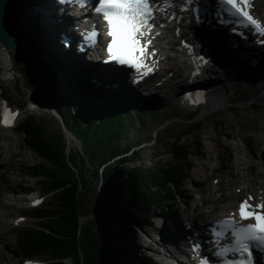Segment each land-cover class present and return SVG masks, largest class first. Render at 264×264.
I'll return each mask as SVG.
<instances>
[{"label":"rangeland","instance_id":"374dc122","mask_svg":"<svg viewBox=\"0 0 264 264\" xmlns=\"http://www.w3.org/2000/svg\"><path fill=\"white\" fill-rule=\"evenodd\" d=\"M260 2L264 13V0H259ZM205 23L207 22L199 23L195 31L198 29V32L203 33L206 37L205 45L200 47L196 44L197 49L200 51L207 48L205 56L212 63L210 64L212 66L207 67L206 78L203 81L200 80L189 84L187 83L188 80L185 81L188 72H185L184 76H176L174 73L176 71L166 70L165 77H173L174 83L178 84L175 92L166 99H162L161 95L159 96L158 94L147 95L148 91L145 90V82L135 88L126 83L129 81H124L127 85L125 86L124 84L121 85V82L118 79L116 80V78L107 79L103 74H96L98 68L96 69L88 63L84 64L87 59L85 55H82L81 60H77L75 58L62 57L61 53L58 52V55L55 53L56 51L47 52L46 46L39 42L36 37L29 41L23 39L22 47L18 46L16 51L11 52L8 63L9 68L2 62L0 57V97L9 100L10 105L20 108L19 126L24 118L30 115L31 117L44 120L48 131L57 130L64 132V135L66 133L61 123L64 118L55 105L56 101H54L55 103L51 102L54 97L46 91L45 86L42 84V69L47 62L56 71V83L61 88L60 94H65L72 103L70 106L78 115H82L85 109L92 104H105L96 98V86H102L104 90L106 87L112 92L115 91V94L111 96L119 105H122V102H127L132 107V109L130 108L131 110L144 112V124H141L139 120L136 121L131 131L128 129L130 133L125 140L131 145L142 141L148 142L146 145L140 144L134 148V150L140 149L139 151L144 161L138 162V164L154 168L166 163H180L182 156L171 151L173 148H177L178 152H181L183 148L190 147L189 157L186 160L190 167H188V178L185 181L184 190H178L175 198H168L164 203H159V206L155 207V216L152 223L133 224L130 218H119L106 211L107 197L104 194L102 182L98 180L92 184L89 191L84 193L85 197L81 214L91 211L92 216H86V218L81 219L83 226L87 223L88 218L105 211L107 220H104V222L114 233L115 239L113 241L116 249L121 248L118 244L120 236L128 238L135 235L139 245L126 250L133 257V264H152L151 261H155L153 257L143 259L144 249H146L144 245L147 242V237L143 234L150 232L152 227L154 229L158 228V222L162 221L161 219L169 217V225L172 226L173 232L175 231L174 234L177 232V234L181 235L179 229L184 232V223L187 215L190 214L192 216L195 213L209 210L211 205L218 207L228 206L234 201L235 197L239 198L237 191L241 189L240 184H243L244 179L241 174L237 175L238 167L235 166L237 155L235 146L237 144L240 146L237 147L238 149L242 148L244 159L254 167L250 170L249 177L255 180L257 184L264 181V46L245 47L240 42L236 44L229 37L226 29L222 30L218 26L211 28L210 24L207 25ZM63 32V28H56V32L53 34V30H51L50 35L52 36L53 34L55 39ZM168 54L174 55V59L170 61L171 68L177 66L182 72L184 67L182 59L176 58L177 54L174 51H168ZM98 70H103V67ZM93 78L98 79L100 83H91ZM159 80L160 78L155 76L147 82L153 83V81L158 82ZM77 81H80L81 86ZM117 82H119V87L121 88L113 87V85H117ZM223 84L227 88L226 101L223 106L209 110H204L203 108V110L199 109L194 112L193 108L182 103L181 97L184 96L182 93H184L186 87H196L195 85L213 87L216 85L219 87ZM84 85L91 86L93 89H88V86ZM135 90L142 92L141 96H134ZM3 98L0 99V102L4 101ZM33 102L36 103L33 104ZM185 102H189L186 95ZM107 103L111 104V101ZM36 105L39 110L34 111L33 107ZM168 117L174 118L167 120ZM162 123H164L163 128L161 127ZM3 131L12 136L9 139V145L12 144L13 149H18L20 156H13V160L10 163L9 161L4 163V158H0V166L2 164L0 174H3L0 177V212L5 214L4 217L0 216V264H25V261H32L31 263L33 264H50L47 261L49 260L48 257L39 255L34 258L40 259L32 260L30 257L21 254L16 246L19 242L17 231L26 226L31 227L34 221H37L30 216L29 218L23 217L24 213L27 214L31 210L28 206L35 198L33 197L35 195L24 194V192L28 189V191L31 192L32 190V193H34L41 189L38 183L40 177L31 176L32 171L30 170V166L37 164L41 159L33 151L29 150L22 134L11 130ZM3 131L0 129V134ZM67 134L68 137L65 135L68 147L66 149L67 153L70 149L73 151L81 148L79 141L72 135V132L68 130ZM176 137H178L179 141L173 144L177 139ZM215 139L218 140L219 144L216 143ZM3 141L4 143L8 142V140ZM197 141H199L200 146ZM205 146L211 147L215 150V153L221 154L222 159H209L208 157L200 156L204 149L207 150ZM155 152L158 155H154ZM10 155L11 152H7L8 158H10ZM206 161L213 167L219 165L222 167L214 173L211 172L209 176L202 177L203 181L201 184L194 185L195 173L201 171L200 165ZM221 162L223 163L221 164ZM219 179L222 180L220 184L218 183L222 188L221 191H216ZM191 187L196 188V190H191ZM99 192L103 195L100 205L97 204L100 200ZM203 192L204 194L198 198V194ZM224 193L228 194L226 198L222 197ZM39 194L42 195V193ZM42 197L46 200L45 204L53 201L50 195H42ZM207 197L220 199L203 204V200ZM182 205L183 208L185 207V212L181 213L179 219H183V223H178V225V220H172L171 217L176 215ZM163 207L165 208L161 209ZM20 216H22L21 219H19ZM114 221L118 223V226L115 225ZM163 228L160 229L163 230ZM165 230L163 235H166L163 236V239L169 240L170 229L167 226ZM182 235L184 236L183 233ZM186 240L187 238H185ZM65 260L66 263L70 264L68 258Z\"/></svg>","mask_w":264,"mask_h":264},{"label":"trees","instance_id":"16d2710c","mask_svg":"<svg viewBox=\"0 0 264 264\" xmlns=\"http://www.w3.org/2000/svg\"><path fill=\"white\" fill-rule=\"evenodd\" d=\"M42 74V84L54 97L51 102L56 101L67 129L81 148L67 153L64 132L48 131L44 120L27 116L20 124L29 148L46 162L30 166L32 175L43 177L39 182L42 191L51 192L55 202L28 212L37 221L34 226L17 231V249L30 258L46 256L50 264H68L67 258L70 264H130L133 258L130 253L115 248L114 233L104 222L107 220L105 211L80 226L84 193L98 180L107 197L106 211L119 218H130L133 224L151 223L155 207L168 198H175L178 190H184L190 147L181 152L171 148V152L182 156L180 163L154 168L138 164L144 162L141 152L132 151L134 144L125 140L136 121L144 124L143 111L131 110L127 102L119 105L110 94L99 89L96 95L105 104H92L78 115L65 94H60L57 74L51 64H44ZM77 82L80 85V81ZM171 118L174 117L167 120ZM178 137L173 144L179 141ZM197 144L200 146L199 141ZM154 155H158L157 152ZM82 215L92 216V212Z\"/></svg>","mask_w":264,"mask_h":264},{"label":"bare ground","instance_id":"6f19581e","mask_svg":"<svg viewBox=\"0 0 264 264\" xmlns=\"http://www.w3.org/2000/svg\"><path fill=\"white\" fill-rule=\"evenodd\" d=\"M175 5H177L176 0H175ZM61 6L62 4H60L58 0H18V4H17L18 18L17 19H18V27L20 29V33H19L20 34V42H19L20 47H22L23 45L22 43V41H24L23 39H27V41H29V40H32V38L36 37L39 42L43 43L46 46L47 52L56 51L55 53H57L58 55L59 53H61L60 55L62 57H66L68 59L75 58L77 60H81L83 53L78 50L79 49L78 43L76 44L75 42V36H73L70 32V31L75 32L76 30L70 29L69 15L66 13L62 15ZM162 12H161L162 19L160 20V22L163 23L164 25L163 27H160V29L157 31V35L156 37H154L153 42L156 44V50L159 51L158 53L160 55V58L163 59L162 63H163V66L165 67L162 66L163 70L161 71L159 70L157 74H155L160 78L158 82L157 81L155 82L153 81V83H148L147 81H144V82H145V90L148 91L147 95L151 96L153 94L154 95L158 94L159 96L161 95L162 99H166L168 96H170L172 93L175 92L178 86L177 83H174L173 77L171 78L165 77V73L167 72L166 70L170 69V70L176 71L174 72L176 76H182V75L184 76L185 72H188V74L185 77V81L188 80L187 83L193 84L200 80L203 81L206 78L205 77V75L207 74L206 70H208L207 67L212 66V65L208 63L202 69L201 74L195 75L193 68L188 63V57L184 55L183 53H180L179 51H177L176 52L177 56L175 57L182 59L183 66H184L183 70L181 72L180 69L177 68V66H175V68L172 67L173 69L171 68L172 65H170V61L174 59L173 58L174 55H171V54L167 55L166 52H168V48H171L173 46L179 47V43L181 42V39L183 38V36H187L189 38V41L193 42L194 44H198L201 47L202 45H205L204 41L206 37L203 35V33L201 34L200 32H198V29L195 31L196 27L199 25V22H196L198 21L196 17L194 15H191L188 17L189 11H181V7L179 5L169 7L166 10H162ZM180 14H184L187 18L185 19V16L179 17ZM210 18H208L207 23H209L211 27L218 26V28H222V30L226 29L227 33H229V37H231L233 41L236 39V41H234L235 43L240 42L245 47H253L256 45L255 44L256 42L253 39H249L247 41L246 40L241 41L242 40L241 38L239 39L237 36L232 35V33L230 32L232 25L224 27L223 25L219 24L218 17L217 18L210 17ZM56 28H63L64 32H67L66 35L68 36L69 39H70V35H72L71 36V46L65 45L64 41L62 40L61 35L57 36V38L54 39L53 34L56 32ZM51 30H53V34H52L53 37L50 35ZM10 55L11 53L2 49L0 45V57L2 59V62L7 66V68H9L8 63L10 61L9 60ZM87 63L95 67L96 69L97 68L100 69L101 67H103V66H100L99 68V65L89 62L88 59H86V62L84 64H87ZM98 69L96 71V74H103L105 75L107 79H114V77L117 76V78L119 79V82H121V85L124 84L125 86H127L125 82L128 81L127 80L128 78H127V75L125 74V70L117 71L116 69L112 68V65L103 67V70H98ZM119 82H117V86L120 85ZM126 83L127 84L129 83L128 85L131 86L130 82H126ZM195 86L197 87L198 85H195ZM117 88H121V87L118 86ZM189 88H194V87L191 86ZM124 89H126V87H124ZM105 90L107 91V93L115 94V91L112 92L108 90L106 87H105ZM184 90L186 91V88ZM226 91H227V88L225 87L224 84L219 87L214 85V87L210 90L208 98L206 99L204 110H209V109H213L219 106H223L226 101L225 100L227 96ZM141 94L142 92H140L139 90L137 91L135 90L133 93V95L137 97L141 96ZM4 103H6L5 100L0 102V107ZM35 103L36 102H33V104ZM37 105L33 107L34 111L39 110ZM191 108H193L192 110H196L194 107H191ZM0 129L2 131L6 130L2 128ZM11 137L12 136L5 131H3L2 134H0V158H4V161H3L4 163H8V161L10 163V161L13 160L12 158L13 156H17V155L20 156L18 149H15V148L13 149L12 144L9 145V142H10L9 139H11ZM69 137H70V134H69ZM3 140H8V142L4 143ZM215 141L217 144H219L217 139H215ZM235 147L237 150V153H236L237 155L235 158V162H236L235 166L238 167L237 175H240V174L242 175L241 177L245 180L243 183L247 186V189H248V194L245 197L247 196L252 197L255 200V202H264V181H261L260 183L257 184L255 180L249 177L248 174L250 170H252L254 167L251 163H249L246 159H244L243 157L244 155L242 156L243 154L242 148H239V149L237 148V147H240L239 144H237ZM206 148L207 150L204 149L203 152L200 153V156L202 155V156L208 157L209 159H214V158H217L219 160L222 159V155L219 153H215V150H213L211 147H206ZM9 151L11 152L10 158H8L7 156V152ZM5 160H7V162H5ZM222 163L223 162H221V164ZM209 164L210 163L207 161L201 163L202 165V166L200 165L201 171H197L195 173L196 179L193 182L194 185L201 184L203 181L202 177L209 176L211 172L214 173L216 170L222 167L221 165L213 167V165H209ZM1 167H2V164L0 168ZM2 176L3 174H0V177ZM220 181L222 180L219 179L217 181V187L219 186ZM221 188L222 186L220 185L217 188V191H221ZM227 196L228 194L226 193L222 195V197H225V198ZM219 199L220 198L212 199L211 197H207L204 199V204L209 203V202H214ZM0 206H1V201H0ZM210 207L211 209L201 211L200 213H195L192 216L190 214L187 215L186 220H185L186 222L184 223V232H182V230L179 229V231H181L180 233L181 235L177 234V232L176 234H174L175 231L173 232V230L170 229V236H169L170 239L165 240L162 237V241H164L163 243L168 244L171 249L175 250V248H178V246L183 244V242H186L192 237H196V234H197V236H199L198 238H201L200 243L205 245V248L213 249L212 246L218 243L210 242L209 240L210 231H207L206 226L209 224H212L220 216L224 214L226 215L229 212V210H231V208L226 207V206L218 207L215 205L213 206L211 205ZM184 208L182 205V207L178 209L176 215L171 217L172 220H178L177 224L183 223V219L181 220L179 219V217H181L182 212L183 213L185 212ZM0 216L4 217L5 214L0 212ZM168 219L170 218L168 217ZM161 220L162 221H159L158 226H157L159 229L158 231L159 236H160V231L162 230L160 228L162 227L167 228L165 224L167 222V219L163 218ZM114 223L115 225L118 226V223H116V221H114ZM188 225L194 226L195 228L197 227V233L194 230L189 229ZM182 233L184 234V236L182 235ZM178 237H179V240H177ZM185 238H187L186 241H185ZM119 239L120 241L118 244L122 248L121 250H124L125 252L127 249H131L139 245L137 243V239L135 238V235L130 236L128 238H126L125 236H120ZM198 242L199 241H197V243Z\"/></svg>","mask_w":264,"mask_h":264},{"label":"snow or ice","instance_id":"6c2138e0","mask_svg":"<svg viewBox=\"0 0 264 264\" xmlns=\"http://www.w3.org/2000/svg\"><path fill=\"white\" fill-rule=\"evenodd\" d=\"M197 2L198 0H180L179 6L181 10L195 12L197 11L195 7L188 6ZM217 5L220 10L242 18L247 26L254 27L258 33L264 35V26H261L248 11L250 6L248 0H217ZM173 6H177L175 0H162L160 8L153 6V0H96L94 11L106 22L107 35L111 37L107 44L110 59L150 71L143 63L150 43L147 36L153 27L149 21L153 18L154 11L166 10ZM14 118L15 114L5 106L3 121L5 126ZM251 200L252 197H249L241 201L238 208L241 220L249 222L241 224L231 217L217 221L219 224L231 226L232 239L224 251L239 254L237 259L227 264H251L250 248L253 245L264 247V202L253 205L250 203ZM217 255H222V252L218 251ZM202 264L207 262L202 261Z\"/></svg>","mask_w":264,"mask_h":264},{"label":"water","instance_id":"95a60500","mask_svg":"<svg viewBox=\"0 0 264 264\" xmlns=\"http://www.w3.org/2000/svg\"><path fill=\"white\" fill-rule=\"evenodd\" d=\"M17 4H18V0H0V45H1L2 49H4L7 52H10V53L16 51L18 46L20 47V43H19L20 42V34H19L20 29L18 27V19H17L18 18ZM211 89H212V86L198 85L197 87H194V88H187L186 87V91H184V92H190L192 94V96L196 97V98L201 97L202 100L199 103L195 104L194 108L196 110H199V109L203 110L204 105L206 103V99L208 98ZM196 105H198V106H196ZM196 110H194V112ZM28 116H30V115H28ZM61 123L63 125V128L65 129V132H66L65 135L68 137V134H67L68 129L66 128L64 121H62ZM11 131H16L18 134H22V137L25 140V135L19 128L17 130H11ZM25 142H26V140H25ZM28 147H29V145H28ZM29 150L33 151L37 155V157H39V159H41L40 161H38V163L39 162L46 163L45 160L38 154V152L32 150L31 148H29ZM31 176L35 177L34 175H31ZM38 177H40L38 179V183H39L43 177H41V176H38ZM40 187H41V189H39L38 191H35L34 195H37V193H42L43 196L50 195L52 197L53 201L49 202V203H54L55 200H54L53 194L51 192H43L41 184H40ZM28 192H29V194H32V190H31V192L30 191H28ZM102 198H103V195H102V193L99 192V199L100 200L97 204H99V205L101 204ZM45 201L46 200H44V202ZM42 205L44 206L46 204L42 203Z\"/></svg>","mask_w":264,"mask_h":264}]
</instances>
